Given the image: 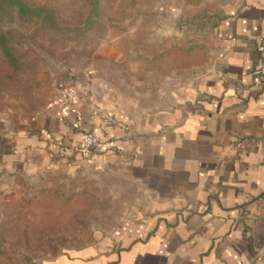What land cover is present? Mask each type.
<instances>
[{"label":"crops","instance_id":"1","mask_svg":"<svg viewBox=\"0 0 264 264\" xmlns=\"http://www.w3.org/2000/svg\"><path fill=\"white\" fill-rule=\"evenodd\" d=\"M211 1L213 39L196 75L171 58L189 46L169 26V1L150 13L165 26L125 48L103 44L66 79L73 108L57 103L0 134V190L83 173L127 186L112 225L42 264H264V83H254L264 0ZM88 129L117 148L59 155Z\"/></svg>","mask_w":264,"mask_h":264},{"label":"rangeland","instance_id":"2","mask_svg":"<svg viewBox=\"0 0 264 264\" xmlns=\"http://www.w3.org/2000/svg\"><path fill=\"white\" fill-rule=\"evenodd\" d=\"M26 1L52 8L57 27L15 8L0 14V30L19 59L12 66L0 52V134L52 111L66 79L86 68L103 44L120 42L125 48L146 36L138 33L145 27L165 26L163 16L150 13L168 12L169 1L175 13L169 26L189 46L181 51L178 45L171 58L177 66L187 58L188 77L196 75L192 69L198 56L208 58L203 42L211 43L217 16L211 0H99L93 21L88 0ZM126 187L100 173H83L0 190V264H42L85 245L96 230L114 223Z\"/></svg>","mask_w":264,"mask_h":264},{"label":"built area","instance_id":"3","mask_svg":"<svg viewBox=\"0 0 264 264\" xmlns=\"http://www.w3.org/2000/svg\"><path fill=\"white\" fill-rule=\"evenodd\" d=\"M264 53V46L260 48ZM255 84L264 83V54L263 61L258 67L255 76ZM78 96V91L75 86H68L59 91L57 94V103L66 105L67 108H73V104ZM117 148V142L115 140H106L97 133L94 129L85 130L81 134V141L74 146L61 145L59 149V155L61 157H69L74 153H79L84 157H89L95 151H106Z\"/></svg>","mask_w":264,"mask_h":264},{"label":"trees","instance_id":"4","mask_svg":"<svg viewBox=\"0 0 264 264\" xmlns=\"http://www.w3.org/2000/svg\"><path fill=\"white\" fill-rule=\"evenodd\" d=\"M91 4L89 12V19L93 21L99 15V0H88ZM15 8L22 15H30L40 17L45 22H49L51 27L56 28V16L52 8L44 5H33L26 0H0V14L8 9ZM0 52L4 59H6L12 66L18 65V57L15 54L8 35L0 30Z\"/></svg>","mask_w":264,"mask_h":264}]
</instances>
